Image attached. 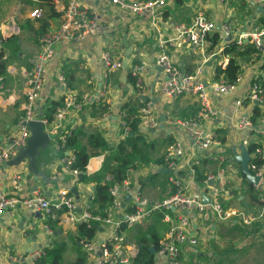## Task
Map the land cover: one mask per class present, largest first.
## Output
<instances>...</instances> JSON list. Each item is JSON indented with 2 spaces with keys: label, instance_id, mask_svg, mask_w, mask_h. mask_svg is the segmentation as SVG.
I'll return each mask as SVG.
<instances>
[{
  "label": "crops",
  "instance_id": "obj_1",
  "mask_svg": "<svg viewBox=\"0 0 264 264\" xmlns=\"http://www.w3.org/2000/svg\"><path fill=\"white\" fill-rule=\"evenodd\" d=\"M51 1L60 15H51L32 0H0V37L3 41L0 75L4 77L3 84L0 83V149L12 144L19 119L24 113L25 72L32 67V58L42 47L41 32H55L61 26L60 9L68 0ZM86 3L97 8L95 1ZM37 8L42 11L41 17L31 19L30 13ZM100 8L104 26L101 34L82 41L63 40L55 45V55L48 66V80L36 107L38 116L47 119L52 116L55 104L62 105L69 94L80 99L91 96V100L80 111L72 110L67 115L63 127L85 129L87 135L81 136L79 142L90 148V135L101 137L106 146L93 150L95 155L90 158L86 173L74 181L70 172L61 171L63 156L57 147L54 124L44 125L46 134L51 138L45 141L33 160L30 156L19 158L18 153L7 164L5 188L11 192L9 180L12 174L20 173L22 181L15 191L20 198L32 194L48 198L62 191L72 194L80 207L88 206L91 197H95L96 186L111 179L110 168L105 169L107 158L125 140L120 138L121 121L118 113L124 105L137 106L142 101L151 105L159 126L146 131L138 125L139 132L149 144V158H161L164 164L142 166L129 171L125 181L131 193H141L151 201H161L173 190L169 178L175 177L181 180L188 195L202 201L209 198V190L216 184V181H211L207 187L204 180L208 175L217 173L219 162L213 158L220 156L224 158L223 167L227 173L225 191L221 193L222 205L244 216L221 220L209 207L204 211L195 207L184 212L190 222L189 235L196 238L197 244L183 245L182 264H264V184L251 183L242 171L240 161L245 153L250 156L253 145L263 148L264 154V142L244 146L247 132L238 126L243 114L255 122L262 111L259 109L258 116L254 105L245 104L239 108L236 104L253 82L264 81L262 57L250 55L239 60L241 81L232 94L225 96L209 88L211 105L219 114L211 119L200 120L199 126L205 131L214 132L219 144L206 151L196 147L184 129L172 124L175 118L187 120L197 115L199 103L191 98L164 97L160 89L166 75L156 63L159 41L171 40L176 36L172 23L191 24L197 9H201L218 26L230 22L233 28L231 39L235 41L243 31L264 27V8L253 0H168L160 19L155 23L149 17H137L116 7L103 9L100 5ZM217 38L218 33L211 35L203 48L193 49L170 43L168 50L183 72L192 73L201 68L203 81L210 86L218 80L216 70L225 57ZM104 52H110L113 60L121 62V68L113 72L109 79V95L102 102L109 106V111L101 115L95 111L93 103L98 102L96 94L102 81L104 66L101 56ZM60 74H64L68 90L61 86L58 80ZM143 97L148 99L147 102ZM161 117L165 118L164 123L160 122ZM177 141L183 143L185 154L168 166L165 157L167 144ZM103 168L108 171L99 181L81 180L84 176L97 175ZM163 169L169 170V173L163 172ZM57 170L61 171L60 175H56ZM131 193L123 196L116 218L132 210V199L127 201L126 198ZM90 207L94 213H99L95 199ZM170 223L163 213H158L143 224L124 229L128 247L135 257L139 247L151 234L160 238V241L165 239ZM111 230V226L101 225L95 241L102 242ZM132 238L135 239L133 243ZM80 242L78 227L65 223L63 217L47 219L44 214L18 207L5 212L0 218V264H13L12 257L25 258L35 250L48 247H60L59 264H76L78 259L87 264ZM155 255V264H168L167 258L159 255L158 250Z\"/></svg>",
  "mask_w": 264,
  "mask_h": 264
},
{
  "label": "built area",
  "instance_id": "obj_2",
  "mask_svg": "<svg viewBox=\"0 0 264 264\" xmlns=\"http://www.w3.org/2000/svg\"><path fill=\"white\" fill-rule=\"evenodd\" d=\"M86 1L97 2V8L91 7ZM224 1V0H221ZM264 8V0H253ZM168 0H68L67 4L61 6L62 23L55 32L44 34L41 39V49L32 58V67L25 72L26 82V100L24 103V113L18 122V129L13 142L9 147L0 149V218L5 212L16 210L22 207L36 213L44 214L47 219H57L63 217V221L69 225L78 227L87 225L90 227L92 222L112 227L111 232L102 242L81 241L80 244L85 253L87 264H134L135 254L129 249L124 229H130L143 224L152 218L155 214L163 213L164 218L170 221L169 232L165 239L159 244L158 253L167 258L168 264H182L181 251L183 245L189 243L196 245L197 240L189 235L190 222L184 212L198 207L199 211H204L207 207L221 220H229L236 216L244 217L235 210H227L222 205L221 193L225 191L227 173L223 167L224 158L216 156L213 159L219 162V168L215 175H208L204 180L207 185L211 181L216 184L209 190L210 203L206 204L203 200H197L184 191L181 180L170 177L169 181L173 190L161 201H151L141 193L132 194L125 181L122 185L115 184L109 190L111 196V205L107 215L102 218L94 213L90 207L95 197H91L90 203L86 207H80L76 198L68 192H58L51 197H43L39 194H32L20 198L15 191L18 190L22 178L20 173L12 174L9 184L12 191L8 192L4 184L5 168L11 160L18 156L19 149L27 147L32 130L29 124L32 122H41L43 125L54 124V134L58 136V149H66L68 138L72 129L63 127V121L72 110L80 111L81 108L91 100V96H84L81 99L73 94H69L60 107H57L54 113L53 122H48L38 116L37 101L45 88L48 80V66L55 55V45L63 40L82 41L91 36L99 35L103 32L104 26L101 22V8L116 7L123 12L135 15L137 17H149L155 23L160 19ZM42 15L41 9H35L30 13L31 19H38ZM175 38L171 40L159 41V54L157 65L162 67L166 79L163 81L160 93L166 98H191L200 105L197 115L187 120L173 119L172 124L184 129L188 137L193 141L201 151L210 150L218 145L216 134L211 131H205L199 124L202 119H211L216 117L219 112L211 105L209 88H212L219 94L230 95L233 93L236 85L241 81L240 74L235 83L230 84L224 78H219L215 83L208 86L202 78V69L198 68L192 73L183 72L177 65L172 55L169 53L168 44L175 46L186 45L193 49L203 48L209 37L218 33L217 41L222 46V51L228 47V38L233 37V28L230 22H224L220 26L208 18L201 9H197L191 24L173 22ZM239 49H244L250 45L264 49V27L252 31H243L235 41L232 40ZM3 53V41L0 37V61ZM259 58L264 54L261 53ZM104 66L102 81L98 91V101H105L109 95V79L113 72L121 68V62L113 60L110 52H104L101 56ZM229 56L225 55L220 63L222 70L226 67ZM263 61V60H262ZM58 80L63 89L68 90V84L64 74L58 76ZM4 77L0 75V83L3 84ZM262 80H256L250 85L245 96L237 101V106L242 108L245 104L259 107L262 111L258 119L254 122L248 115L240 117L238 126L241 130L247 132L244 146H250L252 143L264 142V88L261 85ZM141 103H143L141 101ZM140 103V104H141ZM121 121V139H126L131 127L127 123V113L121 110L118 113ZM142 129L149 131L157 129L159 122L154 115L150 104H142L136 117ZM251 162L250 170L255 177H258L259 183L264 184V154L263 148L256 145L253 152H250ZM185 154L184 145L177 141L168 146L166 151V162L168 166L174 164V159L181 158ZM75 156L71 151L66 156L61 157V171L70 172L74 176V181L78 180L79 172L72 168ZM60 170L56 175L61 174ZM131 172V170H130ZM131 193L132 210L116 218V212L121 209L123 196ZM173 213V216L171 214ZM264 213V208H263ZM45 248L33 251L27 257H12L13 264H42L40 260L45 256Z\"/></svg>",
  "mask_w": 264,
  "mask_h": 264
},
{
  "label": "trees",
  "instance_id": "obj_3",
  "mask_svg": "<svg viewBox=\"0 0 264 264\" xmlns=\"http://www.w3.org/2000/svg\"><path fill=\"white\" fill-rule=\"evenodd\" d=\"M26 1V0H18ZM35 1L39 7L48 10L51 15L58 16L59 13L56 12L54 4L51 0H32ZM38 9V8H37ZM46 33L42 30L41 36ZM223 55L229 56V61L224 70L218 66L216 70V78H224L228 83H235L238 75L241 73V65L239 60L250 55L261 54L260 50L252 45L239 49L234 42H230L228 47L222 52ZM264 67V65H263ZM264 88V81L261 83ZM143 103L140 105L127 104L124 105L121 110H125L127 113V123L131 127V132L129 136L123 140L117 150L107 158V163L105 164V169L110 168L111 179L105 184H98L95 188L94 196L96 203L98 204L99 215L104 218L107 215V211L111 205L110 188L115 184L122 185L127 179V174L130 170L137 169L142 166L159 165L163 166V159L152 160L149 158L147 151L149 150V144L143 134L139 132V121L136 119L139 109ZM61 103L55 104L52 116H49L46 120L48 122H53L55 108L60 106ZM95 111L98 114H105L109 111V106L106 103L98 101L93 103ZM259 107H255V113H259ZM259 116V114H257ZM70 137L67 141L66 149H60L62 156H66L68 151H72L75 156V160L72 164V168L79 172V175L86 173L87 165L92 156L95 155L94 149L106 146L105 141L101 137L96 135H90V144H82L79 142V138L86 136L87 133L85 129L77 127L72 130ZM58 139V136H57ZM171 143V142H170ZM167 146H169V144ZM256 146L253 145L250 148V152L255 150ZM166 157V153H165ZM264 162V160H263ZM104 168L100 173L93 177L84 176L83 181H99L108 170ZM100 230V224L97 222H92L90 227L87 225L78 226V241H91L95 238L96 234ZM161 239L156 235L151 234L150 238H146L145 242L139 247L138 253L135 257L134 264H155V253H152L150 248L154 247L156 250L159 249V244ZM45 256L40 260L42 264H59L60 262V247L46 248ZM76 264H85L84 260L78 259Z\"/></svg>",
  "mask_w": 264,
  "mask_h": 264
},
{
  "label": "water",
  "instance_id": "obj_4",
  "mask_svg": "<svg viewBox=\"0 0 264 264\" xmlns=\"http://www.w3.org/2000/svg\"><path fill=\"white\" fill-rule=\"evenodd\" d=\"M231 40H232L231 37L228 38V41H231ZM259 50L261 53L264 54L263 47H261ZM263 61H264V56H263ZM96 96H98V93L96 94ZM143 99L146 102L148 100L145 97H143ZM94 100L95 98L93 99V101ZM160 122L164 123L165 118L161 117ZM29 127L32 130V136L30 137L27 147L19 149V153H20L19 158H22L24 156H30V158L33 160L35 156L37 155L39 149H41V147L44 145L45 141L51 137L46 134L45 126L41 122H32L29 124ZM250 160H251L250 156L246 153L242 157H240V161L242 162V171L247 175L251 183L257 184L259 183V179L258 177H255L252 171L250 170V167H249ZM163 172L169 173V170L163 169ZM126 198H127V201H129L131 199V196L128 195ZM203 202L206 204H209L210 200L209 198H205L203 199ZM155 251H156L155 248H151L152 253H155Z\"/></svg>",
  "mask_w": 264,
  "mask_h": 264
},
{
  "label": "rangeland",
  "instance_id": "obj_5",
  "mask_svg": "<svg viewBox=\"0 0 264 264\" xmlns=\"http://www.w3.org/2000/svg\"><path fill=\"white\" fill-rule=\"evenodd\" d=\"M139 232H140V231H139ZM134 240H135V239H134V238H132V243L134 242Z\"/></svg>",
  "mask_w": 264,
  "mask_h": 264
}]
</instances>
